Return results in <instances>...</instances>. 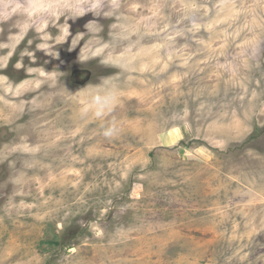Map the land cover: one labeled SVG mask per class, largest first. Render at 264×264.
<instances>
[{
  "label": "rangeland",
  "instance_id": "rangeland-1",
  "mask_svg": "<svg viewBox=\"0 0 264 264\" xmlns=\"http://www.w3.org/2000/svg\"><path fill=\"white\" fill-rule=\"evenodd\" d=\"M131 2L114 136L0 70V264H264V0Z\"/></svg>",
  "mask_w": 264,
  "mask_h": 264
},
{
  "label": "clouds",
  "instance_id": "clouds-1",
  "mask_svg": "<svg viewBox=\"0 0 264 264\" xmlns=\"http://www.w3.org/2000/svg\"><path fill=\"white\" fill-rule=\"evenodd\" d=\"M138 7L131 0H0V70L15 56L14 68L33 77L13 94L27 84L62 89L81 122L114 136L115 113L134 74L147 68Z\"/></svg>",
  "mask_w": 264,
  "mask_h": 264
}]
</instances>
